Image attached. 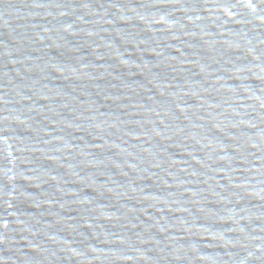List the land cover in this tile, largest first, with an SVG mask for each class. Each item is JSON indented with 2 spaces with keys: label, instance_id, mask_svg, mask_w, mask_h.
I'll list each match as a JSON object with an SVG mask.
<instances>
[{
  "label": "water",
  "instance_id": "obj_1",
  "mask_svg": "<svg viewBox=\"0 0 264 264\" xmlns=\"http://www.w3.org/2000/svg\"><path fill=\"white\" fill-rule=\"evenodd\" d=\"M0 264H264V0H0Z\"/></svg>",
  "mask_w": 264,
  "mask_h": 264
}]
</instances>
